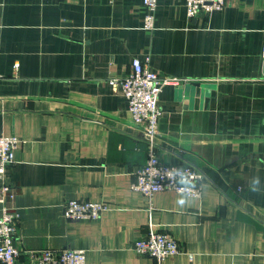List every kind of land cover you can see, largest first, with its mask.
Wrapping results in <instances>:
<instances>
[{
    "label": "crops",
    "instance_id": "obj_1",
    "mask_svg": "<svg viewBox=\"0 0 264 264\" xmlns=\"http://www.w3.org/2000/svg\"><path fill=\"white\" fill-rule=\"evenodd\" d=\"M146 11L144 0H0V134L23 140L0 178L21 214L18 264L66 247L86 249L87 264H264V0L194 18L185 0H158L152 29ZM146 57L177 79L160 94L157 155L204 170L201 198L131 189L148 143L110 80ZM74 198L109 207L69 220ZM150 229L180 252L138 254Z\"/></svg>",
    "mask_w": 264,
    "mask_h": 264
},
{
    "label": "built area",
    "instance_id": "obj_2",
    "mask_svg": "<svg viewBox=\"0 0 264 264\" xmlns=\"http://www.w3.org/2000/svg\"><path fill=\"white\" fill-rule=\"evenodd\" d=\"M147 8L143 26L152 29L158 0H144ZM189 18L196 17L201 11L211 14L221 10L225 0H185ZM264 58V48L262 50ZM177 79L161 74L146 60L135 58L127 75L113 78L110 82L118 85L127 99L133 121L144 127V139L148 143V154L144 164L135 173L131 189L141 192L149 199L162 190H172L194 198L202 196V182L206 179L204 170L192 164L165 163L157 155V138L163 110L159 105L160 94L167 84ZM23 140L15 134H0V178L6 167L15 161V150ZM182 173L190 181L180 182ZM16 191L10 185L0 184V264H18L22 251L14 242L18 234L21 214L18 207L9 205ZM104 201L69 199L63 204V216L69 220H96L108 209ZM132 248L141 255H149L161 261L180 252L178 240L167 231L150 229L143 237L132 242ZM29 264H87L86 249L66 247L61 249H41L29 252Z\"/></svg>",
    "mask_w": 264,
    "mask_h": 264
},
{
    "label": "clouds",
    "instance_id": "obj_3",
    "mask_svg": "<svg viewBox=\"0 0 264 264\" xmlns=\"http://www.w3.org/2000/svg\"><path fill=\"white\" fill-rule=\"evenodd\" d=\"M177 174L180 175V177H181L180 182L182 184H188V183H190L189 179L187 177H185L182 173H177ZM180 203L182 204L183 203V200H181Z\"/></svg>",
    "mask_w": 264,
    "mask_h": 264
}]
</instances>
